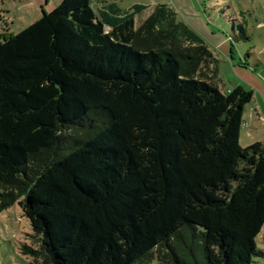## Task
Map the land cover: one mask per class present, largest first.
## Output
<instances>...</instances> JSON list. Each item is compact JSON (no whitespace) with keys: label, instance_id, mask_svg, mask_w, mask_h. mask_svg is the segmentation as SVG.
Masks as SVG:
<instances>
[{"label":"trees","instance_id":"obj_1","mask_svg":"<svg viewBox=\"0 0 264 264\" xmlns=\"http://www.w3.org/2000/svg\"><path fill=\"white\" fill-rule=\"evenodd\" d=\"M116 6L62 0L0 43V212L29 220L33 264H254L264 144L240 140L255 91L221 92L172 8L136 30L146 7Z\"/></svg>","mask_w":264,"mask_h":264},{"label":"rangeland","instance_id":"obj_2","mask_svg":"<svg viewBox=\"0 0 264 264\" xmlns=\"http://www.w3.org/2000/svg\"><path fill=\"white\" fill-rule=\"evenodd\" d=\"M90 1L96 11L112 3L122 11H129L135 5L146 7L135 19L136 30L156 6H168L176 12L179 21L188 24L204 40L219 60L216 86L221 92L226 93L238 86L255 91L254 75L264 81V0ZM61 2L0 0V43L31 26L44 14L52 12ZM243 30L249 35L248 40L241 37ZM228 36L232 37L234 47ZM253 103L248 104L247 108ZM245 128L244 121L242 130ZM33 235L31 224L19 205L0 212V264H33V259L24 252L25 245L38 248ZM256 245L264 251V230L256 239ZM254 264H264V257H255Z\"/></svg>","mask_w":264,"mask_h":264},{"label":"crops","instance_id":"obj_3","mask_svg":"<svg viewBox=\"0 0 264 264\" xmlns=\"http://www.w3.org/2000/svg\"><path fill=\"white\" fill-rule=\"evenodd\" d=\"M116 7L119 8L118 6ZM133 7H131L130 9H132ZM113 8H115V3H112L110 5H103L100 10H109ZM119 10L121 12H127L122 11L120 8ZM253 85L255 87L256 92L252 103H255H253L250 108H247L246 106L244 111V121L246 124V128L242 130L240 140L241 145L244 148L249 147L255 143L264 144V81L261 79V77L254 75ZM242 140L245 141L244 144Z\"/></svg>","mask_w":264,"mask_h":264}]
</instances>
